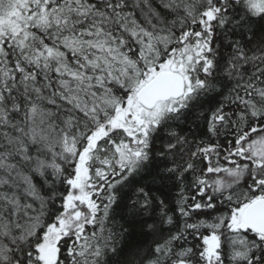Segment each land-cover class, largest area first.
Returning a JSON list of instances; mask_svg holds the SVG:
<instances>
[{
  "label": "snow or ice",
  "instance_id": "snow-or-ice-1",
  "mask_svg": "<svg viewBox=\"0 0 264 264\" xmlns=\"http://www.w3.org/2000/svg\"><path fill=\"white\" fill-rule=\"evenodd\" d=\"M0 264H264V0H0Z\"/></svg>",
  "mask_w": 264,
  "mask_h": 264
}]
</instances>
